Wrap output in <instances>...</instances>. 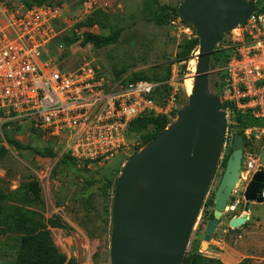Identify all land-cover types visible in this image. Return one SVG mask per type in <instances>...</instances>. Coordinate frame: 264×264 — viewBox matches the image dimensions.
<instances>
[{"label":"rangeland","instance_id":"obj_1","mask_svg":"<svg viewBox=\"0 0 264 264\" xmlns=\"http://www.w3.org/2000/svg\"><path fill=\"white\" fill-rule=\"evenodd\" d=\"M158 1L162 5L172 7H178L181 3V0ZM142 2L143 0H54L49 5L61 9L63 20L58 39L71 31L77 36L86 31L107 34L109 29L76 27V24L84 21L98 9L107 15L110 26L122 30L117 44L102 49H94L90 45L81 47L76 43L68 50L66 57L58 60L59 64L63 69L70 71L88 65L97 72L111 77L122 73L123 78L133 74L149 79L159 78L176 59L184 43L195 38V35H186L179 28H172L169 24L157 26L146 23L141 9ZM0 4L10 8L23 6L20 0H0ZM223 39V46H226L225 38ZM197 53L198 45L190 53V60L183 64L171 65L170 76L175 75L186 83V79L194 74ZM222 70L212 63L209 90L215 95L218 94L215 87ZM181 101L180 108L187 103L186 100ZM2 119L0 118V132L5 128L11 137L28 149L17 151L5 142L0 144V190L4 193L13 192L23 184L35 182L39 188L40 202L33 210L44 220L57 218L61 223V228L48 227L52 242L59 252L66 256L67 260H75L76 264H109L111 184L115 182L123 164L138 152L141 145L139 135L130 137L124 152L117 154L112 160L100 165L87 163L83 172H72L68 166L61 163L64 154L61 144L46 134L32 132L27 124L4 122ZM174 120L175 117L169 120V125ZM256 137L260 135L257 134ZM254 146L257 149L264 147V136L261 141H254ZM1 148L5 153H2ZM48 150L55 153L54 158H41L35 153ZM230 153L229 144L223 153V160L228 158ZM243 164L242 160V167ZM223 170L220 165L204 204L209 199L213 200ZM247 181L246 174L242 173L241 183L232 194L228 209L219 220L211 241L200 250L207 222L205 212L208 214L213 212V206L202 207L185 257L199 248L198 252L204 257L219 259L228 264L227 261L229 262L230 257L234 255L233 251L238 248V237L253 230L254 221L258 216L264 218V203L251 204L252 210L249 208L247 216H251L252 221L236 230L228 226L231 219L244 213L243 192ZM19 241L20 236L17 234L0 235V264L15 263ZM250 246L242 248L247 252L241 256L239 263H233L231 260L230 264H244L242 261L245 259L249 260L248 264H264L262 261L264 250H255L254 245Z\"/></svg>","mask_w":264,"mask_h":264},{"label":"built area","instance_id":"obj_2","mask_svg":"<svg viewBox=\"0 0 264 264\" xmlns=\"http://www.w3.org/2000/svg\"><path fill=\"white\" fill-rule=\"evenodd\" d=\"M61 17L56 6L27 9L0 4V118L27 124L54 139L77 168L100 165L124 152L130 123L144 116L171 120L189 95L175 75L163 83H124V78L117 80L88 65L63 69L58 61L63 48L56 45ZM170 25L193 34L179 17ZM225 43L230 57L217 96L226 121V148L236 114L264 121V10L255 9L244 24L230 30ZM257 134L263 137L264 129L243 130L249 142L243 149L242 173L247 178L260 167L262 147L254 146Z\"/></svg>","mask_w":264,"mask_h":264},{"label":"water","instance_id":"obj_3","mask_svg":"<svg viewBox=\"0 0 264 264\" xmlns=\"http://www.w3.org/2000/svg\"><path fill=\"white\" fill-rule=\"evenodd\" d=\"M257 0H181L177 15L198 41L191 94L175 120L122 166L110 211L109 264H183L193 228L223 161L226 121L219 97L209 90L211 58L222 38L244 24ZM231 153L213 197L200 250L241 183L243 138L236 126ZM264 147L260 167L248 178L243 214L229 222L244 226L251 204L264 203Z\"/></svg>","mask_w":264,"mask_h":264},{"label":"trees","instance_id":"obj_4","mask_svg":"<svg viewBox=\"0 0 264 264\" xmlns=\"http://www.w3.org/2000/svg\"><path fill=\"white\" fill-rule=\"evenodd\" d=\"M53 1L54 0H20L21 4L27 9L49 5ZM141 9L144 15V21L146 23H153L157 26L170 25L171 21L179 17L177 15V7L162 5L158 0H143ZM256 10H264L263 0L256 1ZM76 27L77 29H91L97 27L99 30L109 29V32L107 34H95L86 31L82 32L81 38H79L74 32H69V34L62 36L56 41V45H60L63 48V57H66L68 55V50L78 42L81 47L90 45L94 49H102L115 45L118 43L119 35L122 31L121 29H116L110 26L107 15L99 9L93 11L84 21L76 24ZM193 35H195L194 32ZM223 42L224 39L222 38L221 43L217 45L211 58L213 65L220 69L225 67L230 57V51L223 46ZM197 45L198 41L196 38L185 42L176 55V59L169 64L159 78L149 79L142 75L133 74L124 78V83H133L137 81L163 83L167 81L170 77L171 65L183 64L190 60V53L197 47ZM113 78L117 80L123 78L122 73L115 74ZM223 80L224 72L222 70L218 76V82L215 87L218 94L223 86ZM227 107L228 105L224 103V109ZM234 121L236 126L240 127V135L243 138L244 149L249 146V142L243 136V130L248 127H259L264 129V121H259L241 114H236ZM168 125L169 120L165 116H144L137 118L129 125L127 140H130V137L138 134L141 139V145L137 150L139 151L150 140L162 133ZM31 131L34 133H40L33 129H31ZM252 140L254 139L252 138ZM3 142L17 151L28 149L11 137L10 132L6 131L5 128L0 132V144ZM1 150L2 153H5L3 148H1ZM35 153L41 158L50 159L55 157V153L49 150L46 152L36 151ZM226 160L227 158L221 163L223 168L225 167ZM61 163L68 166L72 172H83L87 164L85 163L83 168H77L75 161L66 154H63ZM111 186L113 190L114 183L111 184ZM103 194L106 195L104 192ZM39 202L40 192L35 182L23 184L13 192L4 193L0 190V235L17 234L20 236L19 248L14 264H76L73 259L67 260L66 256L61 254L53 244L48 227L61 228L62 226L57 218L44 220L39 213L33 210L39 206ZM203 206L205 208L212 207L213 200H207ZM205 215L207 220L212 218V214H208V212H205ZM199 248L196 251H193L190 255H187L183 260V264H224L219 259L204 257L198 252ZM248 261L249 260L245 259L242 263L248 264Z\"/></svg>","mask_w":264,"mask_h":264},{"label":"crops","instance_id":"obj_5","mask_svg":"<svg viewBox=\"0 0 264 264\" xmlns=\"http://www.w3.org/2000/svg\"><path fill=\"white\" fill-rule=\"evenodd\" d=\"M64 58V57H63ZM252 208H250V211ZM252 221V217H249L248 221ZM246 225V224H245ZM238 248L236 251H233L234 255L230 257L228 264H230L231 260L239 263L241 261V256L244 255V252H247L246 249L242 250V248L251 247L250 245H254L255 250H264V218L257 217L254 221L253 230L251 232H244L237 239ZM264 261V259H262ZM232 264V263H231Z\"/></svg>","mask_w":264,"mask_h":264},{"label":"bare ground","instance_id":"obj_6","mask_svg":"<svg viewBox=\"0 0 264 264\" xmlns=\"http://www.w3.org/2000/svg\"><path fill=\"white\" fill-rule=\"evenodd\" d=\"M194 72H195V68H194ZM193 77V75H192ZM192 77H189L188 79H186V83L184 81L183 83V88H184V91L187 95H190L191 94V90H192ZM243 177V176H242ZM244 178V177H243Z\"/></svg>","mask_w":264,"mask_h":264},{"label":"flooded vegetation","instance_id":"obj_7","mask_svg":"<svg viewBox=\"0 0 264 264\" xmlns=\"http://www.w3.org/2000/svg\"><path fill=\"white\" fill-rule=\"evenodd\" d=\"M262 137L258 138V139H255V141H261ZM243 160V158H242Z\"/></svg>","mask_w":264,"mask_h":264},{"label":"clouds","instance_id":"obj_8","mask_svg":"<svg viewBox=\"0 0 264 264\" xmlns=\"http://www.w3.org/2000/svg\"><path fill=\"white\" fill-rule=\"evenodd\" d=\"M167 129V128H166ZM244 149V148H243Z\"/></svg>","mask_w":264,"mask_h":264}]
</instances>
